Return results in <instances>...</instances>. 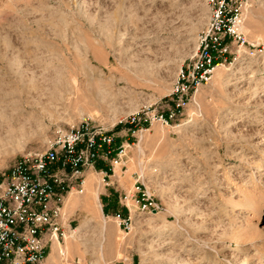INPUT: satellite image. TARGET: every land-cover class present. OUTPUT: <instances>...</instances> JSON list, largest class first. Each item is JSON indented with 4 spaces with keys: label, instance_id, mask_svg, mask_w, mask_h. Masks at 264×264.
I'll use <instances>...</instances> for the list:
<instances>
[{
    "label": "rangeland",
    "instance_id": "374dc122",
    "mask_svg": "<svg viewBox=\"0 0 264 264\" xmlns=\"http://www.w3.org/2000/svg\"><path fill=\"white\" fill-rule=\"evenodd\" d=\"M208 17L206 0H0V97H58L46 113L23 107L19 116L36 119L22 134L0 129V163L44 150L85 119L128 145L124 167L100 160L66 196L65 205L89 187L101 212L82 230L88 248L66 250L57 264H264V202L246 206L252 185L264 181V0L248 9V44L223 63L224 80L214 70L180 108L171 91ZM140 61L157 67L154 75L134 74ZM255 163L262 179L250 173ZM137 176L161 203L157 217L136 210ZM129 209L124 232L113 214ZM89 216L79 208L62 216L60 244Z\"/></svg>",
    "mask_w": 264,
    "mask_h": 264
},
{
    "label": "built area",
    "instance_id": "2783aa9c",
    "mask_svg": "<svg viewBox=\"0 0 264 264\" xmlns=\"http://www.w3.org/2000/svg\"><path fill=\"white\" fill-rule=\"evenodd\" d=\"M254 1L206 0L207 24L171 91L178 97V107L186 106L187 95L207 83L217 65L231 54L238 56L248 44L244 27ZM135 120L131 115L127 123ZM160 121L167 123L168 118L161 115ZM127 146L115 145L113 133L85 119L58 134L44 150H27L9 165L0 163V264H46L51 243L58 234L64 236L61 216L66 196L82 185L84 171L95 168L98 161L124 167ZM134 186L140 194L134 199L136 210L160 213L161 203L141 189L138 176ZM129 211L126 216L113 214L124 232L133 225Z\"/></svg>",
    "mask_w": 264,
    "mask_h": 264
},
{
    "label": "bare ground",
    "instance_id": "6f19581e",
    "mask_svg": "<svg viewBox=\"0 0 264 264\" xmlns=\"http://www.w3.org/2000/svg\"><path fill=\"white\" fill-rule=\"evenodd\" d=\"M65 22V21H64ZM68 24V23H67ZM67 24L65 25H62L61 28H65L63 29V31H60L58 33V35L62 36L61 38H65L67 37V29H68V26ZM51 26V24H50ZM60 26V25H59ZM73 27V26H72ZM106 27L102 28V29H105ZM70 29V28H69ZM60 30V29H59ZM71 30H69L70 32ZM56 31L54 30V33ZM75 32V31H74ZM73 31H71L70 33H74ZM57 34V33H56ZM75 34V33H74ZM71 35H69L70 37ZM68 37V38H69ZM72 37V36H71ZM75 37V36H74ZM83 38V37H82ZM65 40V39H63ZM69 41V40H68ZM71 41V40H70ZM62 42V41H61ZM67 42V41H66ZM77 43V42H76ZM64 46H66L65 43H63ZM71 45H72V42H71ZM70 45V46H71ZM77 45V44H76ZM68 48H69V45H67ZM66 46V47H67ZM86 46V45H84ZM72 47V46H71ZM75 48V46H73ZM60 48V46H59ZM197 48V46H196ZM61 49V48H60ZM78 49H80L81 51L84 50L81 49V46L79 48L78 46ZM86 49V47H85ZM69 50V49H68ZM62 51V50H61ZM78 52V51H77ZM58 53V52H57ZM58 55V54H57ZM61 57V56H59ZM58 58V57H57ZM86 56L83 57V60H82V71H84V73L87 75L89 74H92L91 73V69L88 62H86ZM58 61H60L61 59L58 58L57 59ZM62 60H65L62 59ZM62 62V61H61ZM60 62V63H61ZM64 62V61H63ZM58 65V67H60V64H56V66ZM62 66V65H61ZM63 66L65 67V65L63 64ZM55 67V66H54ZM223 64H219L215 67V76L217 78H222L223 77ZM80 68V67H79ZM157 68V67H156ZM154 68V66L152 64H150L149 62H145V61H140L138 62L137 64H135V67H133V72L134 74L136 75H154V72L156 71ZM158 70V69H157ZM93 71V70H92ZM54 70H52V73L50 75V77L54 80V79H57L56 77H53V76H56V75H53L55 73H53ZM157 73V72H156ZM59 74V73H57ZM60 76L63 75V74H59ZM58 77V76H57ZM61 79V78H59ZM58 79V80H59ZM67 80V79H66ZM219 80V79H218ZM222 80H224V77L222 78ZM221 81V79H220ZM72 82V81H71ZM56 83V80L55 82ZM223 83V82H222ZM63 84V83H62ZM103 84V83H102ZM87 85V83H86ZM91 85V84H90ZM62 98V97H61ZM65 98V97H63ZM21 99H24V101L20 102ZM56 100V103L58 101V97H0V129L2 130H15L17 132H20L22 134V132H24L27 128H31L35 123V117L33 115H36L35 113L32 114V112L29 113V116H19L18 113L20 114L21 111L23 112V107H29L31 108L33 111H35L38 114H42V113H46V111L49 109H51V106L53 105L52 103H54V101ZM61 100V99H60ZM60 102V101H59ZM54 103V104H56ZM52 104V105H51ZM51 105V106H50ZM56 106V105H54ZM53 107V106H52ZM55 108V107H54ZM34 117V118H33ZM38 124V122L36 123V125ZM35 125V126H36ZM264 138V136H263ZM254 171L253 172H250L251 174H257V178L258 179H262V176L261 174H263L262 172L263 171H260V168L262 167V164H256L255 163V166H254ZM264 167V166H263ZM250 170V169H249ZM252 171V170H251ZM256 178V179H257ZM86 180V179H85ZM87 181V182H86ZM84 184H86V188L88 186H91V176L88 175L87 177V180H86ZM94 181V180H93ZM252 182V181H251ZM261 184V183H260ZM252 185V190H251V195L250 196H247L246 199V206L248 205H252L253 203H256L258 200H260L261 202H264V181L262 180V184L261 185ZM93 185V183H92ZM262 187V188H261ZM92 188V187H90ZM254 189H257L258 190V193H254ZM92 190V189H90ZM86 191V190H85ZM93 191V190H92ZM78 192V191H77ZM94 192V191H93ZM98 192V191H97ZM76 193V192H74ZM72 193L71 196L69 197V199L67 200V203L64 207V212L62 211V216H66L67 212L68 211H74L75 208H79L80 210L82 211H85L86 213H89L90 216L86 219V221H83L82 223L80 222V225L75 228V229H72L70 228L69 229V233L68 235L66 234V237H65V245H61L60 242L56 239H54V242L52 243V249H51V253L49 254L47 258V260H49L52 264H57V256H61L65 253L66 250H69L70 248L75 251L81 249V248H85L87 249L88 248V244L85 243V239H84V236L85 234L87 235V233L84 234V232L82 233V230L84 227H86V225L88 223H90V219L93 218V216L97 213V212H101V203L99 201V198H98V195L97 194H93L89 191V187L87 189V193L84 194L83 191H79L78 193L81 194V195H77V196H74L75 194ZM96 193V192H95ZM70 194V193H69ZM245 202V201H244ZM64 214V215H63ZM151 215H153V217H157L159 215V213H152ZM61 216V218H62ZM96 217V216H95ZM97 218V217H96ZM92 220V219H91ZM93 220H96V219H93ZM91 224V223H90ZM169 225L171 224H168L167 222H163L161 224V227L162 228H167ZM88 227V226H87ZM101 227H102V232H106V225H104L103 223L101 224ZM88 237V236H86ZM88 240V239H87ZM102 242V241H101ZM93 247V246H92ZM100 247V246H99ZM91 248V247H90ZM100 250V249H99ZM93 253V252H92ZM46 261V259H45ZM181 261H184L185 264H190V260H184V258L181 260ZM95 262V261H94ZM96 262H99V258L98 260H96Z\"/></svg>",
    "mask_w": 264,
    "mask_h": 264
},
{
    "label": "crops",
    "instance_id": "0c3cea01",
    "mask_svg": "<svg viewBox=\"0 0 264 264\" xmlns=\"http://www.w3.org/2000/svg\"><path fill=\"white\" fill-rule=\"evenodd\" d=\"M115 145H118L117 143H116V140H115ZM123 215H126V213H123ZM51 249H52V246H51ZM51 253V251L49 252V254ZM49 254L47 255V257L49 256ZM46 264H52L49 260H47V258H46Z\"/></svg>",
    "mask_w": 264,
    "mask_h": 264
}]
</instances>
